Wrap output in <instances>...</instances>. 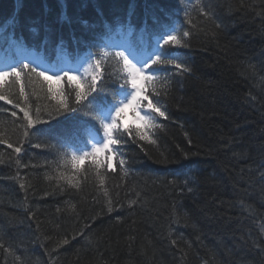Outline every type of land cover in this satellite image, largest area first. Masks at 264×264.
Wrapping results in <instances>:
<instances>
[{"label": "trees", "instance_id": "trees-1", "mask_svg": "<svg viewBox=\"0 0 264 264\" xmlns=\"http://www.w3.org/2000/svg\"><path fill=\"white\" fill-rule=\"evenodd\" d=\"M39 1L23 0L21 21H35L30 14V6L39 7ZM82 1L67 0L69 16L75 17ZM255 1L263 4L262 0ZM4 3L11 5V0H0V18L8 14L2 10L5 8ZM224 7L225 4L219 5V11L223 16H228L229 12ZM251 12L252 16L262 14L258 13L261 10L255 4ZM52 14L57 16L53 11L48 12V15ZM241 26L248 27L242 22H236L232 28L234 35L243 30ZM64 29L63 26L61 31ZM12 30L16 32L15 28ZM254 39L259 46L263 43L257 34L254 37L244 35L241 41L231 43L239 42L244 44H239L243 47H250ZM198 41L192 42L194 53L205 48L206 43L200 46ZM255 59L252 57L247 64L237 58L235 67L231 68L228 66L229 58L221 67L211 58L210 61H204V57L197 58V68L207 64L212 72L204 80L189 81L188 86H185L187 90L168 93V113L175 117L176 124L162 134L158 140L159 146L145 143V151H141L137 144L127 142L122 148L129 168L127 175L122 177L124 172L120 170L109 172L103 187L99 185L94 170L87 173L82 171L74 180L77 187H68L66 180L59 177L61 173L70 175V171L62 168L55 170L58 158L51 145L53 139L48 141L51 138L48 132L25 140L19 156L12 149H7L6 145H0V243L19 252L24 246L30 247L32 240L44 239L49 242L45 246L53 252L54 259L59 262L57 259L60 258L64 264H173L177 256L170 247L171 242L167 240L165 231L166 225L172 222L170 210L178 209L180 213L182 207L191 206L193 199L186 196L180 199L178 196L169 198L166 187L171 183L169 179L179 173L180 167L194 164L204 166V158L213 159L217 163V170L223 171L222 177L217 173V181L209 180L216 185L222 184L223 188H216L215 194H212L214 198H211V193L206 197L204 219L210 217L212 224L205 226L204 236L218 234L216 228L219 216L224 215L226 228L233 226L236 223L235 215L238 214L237 203L249 212L246 195L239 188L236 162H240L238 158H243L244 169L237 168L243 177V174H248L246 168H251L264 150V66ZM228 70V76L235 71L241 75L245 82L242 88L234 89L231 78L225 76ZM28 91L46 95V85L42 89L40 83H34L28 86ZM32 104L33 107L39 105L43 109L54 105V102L32 96ZM0 122H3L0 135L14 146H21L23 129L5 113H0ZM169 126L167 120L166 127ZM217 132L220 133L219 137ZM35 142L44 145L39 148L41 150L34 147ZM44 155L48 161L51 160V164L47 163ZM131 163L140 170L129 178V174L134 171ZM24 164L29 165L24 167ZM81 167L84 169L88 165ZM11 184L20 187L24 185V188L13 190L11 195L20 210L7 209L5 194L12 190ZM124 198L135 203L129 207ZM109 199L113 201L114 207L111 213L107 210ZM160 208L166 209V213ZM146 217H154L159 222V228L153 229V223ZM182 220H186V216L178 219L182 225L177 221L172 222L176 230H186V226H189V223ZM189 231H186L187 234L193 238ZM80 233L82 235H78ZM251 233L250 238L237 234L236 237L218 236L216 241H210L212 244L208 246L209 252L206 255L203 253L206 264H258L257 245L263 243L264 225ZM65 238L69 243L57 247ZM18 239L21 241L19 245L16 244ZM84 240H90L93 245L82 244ZM251 243L258 251L252 250ZM181 245L185 248L186 244ZM194 247L180 250L185 260L183 264H194ZM3 252V248H0V253Z\"/></svg>", "mask_w": 264, "mask_h": 264}, {"label": "snow or ice", "instance_id": "snow-or-ice-1", "mask_svg": "<svg viewBox=\"0 0 264 264\" xmlns=\"http://www.w3.org/2000/svg\"><path fill=\"white\" fill-rule=\"evenodd\" d=\"M57 3L60 11L54 22L40 18L28 25L32 33L43 31L44 43L58 41L54 48L56 59L49 62L44 57L32 60L22 58L0 68V102H3L0 113L12 117L14 122L20 120L18 126L23 128L21 146H14L3 135H0V145H6L19 156L25 140L45 133L46 130L38 125H49L65 114L83 113L91 117L94 123L82 129L87 137L82 146H77L75 133L65 131L64 134H55L54 129L47 130L56 139L53 147L57 150L58 166L65 170L70 168V175L61 173L59 178L66 180L68 187L74 188L77 187L74 180L82 171L87 173L94 170L99 185L103 187L109 172L120 170L127 175V161L121 151L127 142L137 144L141 151H145V143L157 144L155 130L163 128L159 121L170 118L162 98L167 96L174 77L192 72L191 67L170 49L188 47L192 33L184 25H194L186 7L183 8L184 20L181 22L177 19L179 9L170 12L159 8L158 14V5L146 4L143 27L136 33L131 23L136 0H131L127 22L118 20L115 31L105 22L104 38L97 39L99 34L94 31L95 25H89L87 20L79 17L70 19L66 0H57ZM198 7L201 16L210 15L204 6ZM45 11H49L47 6ZM97 12L103 15L99 8ZM74 22L91 30L88 37L77 38L74 33L71 36L74 45L87 48V52L75 63L69 59L67 43L59 34L65 23L71 29ZM56 25H60V28ZM134 34L135 41L132 39ZM94 48L97 51H93ZM34 83H40L42 89L44 85L47 86L46 98L54 105L43 109L39 105L33 107L28 86ZM16 85H19L18 94L14 91ZM82 124L78 121L74 130L80 131ZM43 146L40 143L34 145L37 148ZM85 163L88 167L82 169ZM260 178L264 179V172L260 173ZM21 188H24L23 184ZM132 203L135 201L130 202L129 207ZM107 210L109 213L114 211L110 199ZM68 243L69 240L65 238L57 247ZM0 248H4L5 252L10 251L3 243H0Z\"/></svg>", "mask_w": 264, "mask_h": 264}, {"label": "bare ground", "instance_id": "bare-ground-1", "mask_svg": "<svg viewBox=\"0 0 264 264\" xmlns=\"http://www.w3.org/2000/svg\"><path fill=\"white\" fill-rule=\"evenodd\" d=\"M48 1V2H47ZM102 4L99 3L98 0H83L79 10L76 12L75 17H79L81 19L87 20L89 22V25H95L94 31L98 33L97 39H103L104 38V28L103 24L106 22L109 25L112 26L113 31H115V28L117 26V21H123L127 22V10L128 5L131 3V0H100ZM124 1V2H123ZM39 7H31V16L36 21L40 18H46L44 16L48 15V12L51 13V11L55 12L56 15H58L60 11L59 4L57 3V0H40L39 1ZM263 4L258 3L257 1L253 2V0H136V9L135 13L131 18V23L135 29V32L138 33L140 28L143 27V19L145 16V5H153L156 4L159 7L157 8V12L159 13V8H163L166 11L170 12H177V19H179L181 22L184 20L183 16V8H187L189 11V17L192 19L194 26H189L187 24L184 25V27L191 31L192 35L188 39L189 46L186 48H178V49H170L171 52H174L176 55H178L182 60H184L188 66L191 67L192 72L188 74H184L182 76H176L173 78L172 86L170 87L168 93L174 94L178 91L185 90V86H188L189 81L192 82V80H204L206 79L207 75L212 72V69L208 67L207 64L203 65L201 68H197L199 65V62H197V58L204 57V61H210L211 60L214 63H218V65L221 67L224 63V61L229 58L228 66L233 68L235 67V63H237V58H240L244 60L245 62H249V60L252 59V57H255V60H259V62L263 63L264 66V0H262ZM23 0H11V5L4 3L5 8L2 9L3 11H7V16L1 17V24L0 29L1 31H4L6 28H9L6 26L8 24L10 27L15 26L17 28V34L20 36L22 40H25L27 38L28 46L30 47H12L11 53L12 57L10 58V63L16 62L17 60H20L22 58H27L28 60L36 59L37 57H44L49 62L55 60L56 58H53L55 44L58 43V41H55L51 44L44 43V33L42 30L39 31V34L32 33L28 29V25L32 22L30 21H21V7L23 5ZM66 4L67 0H66ZM225 4V11H228V16H223L222 12L219 11L218 6ZM259 6L261 12L260 14H255L252 16V8L253 5ZM233 5V7H232ZM29 5H26V7ZM49 9V11H45V7ZM198 6H204L206 10L210 13L208 17L201 16L199 14V7ZM97 8H99L103 15H99L97 12ZM39 11V12H37ZM68 12V7L66 9ZM68 15V13H67ZM70 19H73L75 17H71L68 15ZM257 21V22H256ZM54 22V21H53ZM236 22H242L243 24L247 25L248 27L243 28V30H240L237 32L236 35H234V32L232 31V28L235 26ZM75 23V22H74ZM74 23L72 25V28L70 29L67 26V23H65L64 31H67L71 34L74 33L77 35V38L84 36L88 37L90 34V29L85 28L84 25L76 23L77 26H74ZM220 25V27H217V25ZM57 28H60V25H56ZM251 31H250V29ZM8 35L11 36L12 29H7ZM64 31H60L59 34H63ZM254 32V33H253ZM259 38L263 40V43H260V46L255 42V39L253 40L250 47H243L241 43H231L232 41H241V37L248 36V37H254L256 34ZM114 39H120V37H114ZM133 41H135L136 36L135 34L132 37ZM64 40L67 43V49L73 51L76 53V61L80 56H83L87 52V48L80 46L79 48L74 45L72 42L68 41L64 38ZM197 41L200 43V46H204L205 48H201L194 53V50L192 48V42ZM236 41V42H237ZM4 42L3 36H0V43ZM11 42V38L8 37L4 43L9 44ZM3 43V44H4ZM38 46V50L35 51L32 47L33 44H36ZM196 43V42H195ZM202 43V44H201ZM241 44V45H239ZM263 44V45H262ZM262 45V47H261ZM97 50V49H96ZM94 51V50H93ZM251 55V56H249ZM69 59H75V54L70 53L68 54ZM53 58V60H49ZM245 64V63H243ZM206 68L208 70H206ZM206 70V71H205ZM237 70V68L235 69ZM109 71H112L111 68H109ZM230 73V70H228L225 73V76L227 78H231L232 84L234 89H240L244 85L243 78L240 74H238L237 71L231 72V76H228ZM199 84V83H198ZM201 85V84H199ZM246 87V86H245ZM15 92L18 94L19 91V85L15 86ZM187 90V89H186ZM202 92V91H201ZM199 93V92H198ZM32 96L37 97L39 99H42L44 101H47L49 99L46 98V95L42 93H31ZM168 98V94L166 97L163 98L164 104H166L167 109L169 110L168 102H166ZM246 103V102H245ZM215 108V107H214ZM216 109V108H215ZM214 109V110H215ZM213 110V111H214ZM216 112V111H214ZM22 117V115H20ZM78 118L77 121H73L74 118ZM168 122H170V126L166 127L163 126V128L158 129L157 131V144L156 146L160 145V142L158 143V140L162 136L163 133H167L171 127H173L177 120L175 117L169 116ZM83 122L82 125L94 122L91 117L84 116L83 113L79 114H65L64 116L59 117L56 121L53 120L51 124L49 125H38V127L45 129V132H48V129H54L56 134V127H68V128H74V125L77 124V122ZM15 124L20 125L21 121L17 120L15 121ZM19 128L23 129L19 126ZM167 129V130H166ZM50 133V132H48ZM4 134V132H3ZM53 135V133H51ZM218 134V132H217ZM220 134V133H219ZM218 134V137H219ZM5 135V134H4ZM217 137V139H218ZM212 138V136H211ZM38 139V138H37ZM213 139V138H212ZM241 139V138H240ZM44 141V139H42ZM48 141H52V138H48ZM231 142V141H229ZM234 142V141H232ZM231 142V143H232ZM244 142V141H243ZM36 144L39 142H35ZM54 142L51 143V145ZM245 144V143H244ZM165 146V144H163ZM154 146V147H156ZM152 147V148H154ZM37 150H41L37 148ZM216 151V150H215ZM219 153V152H214ZM250 153V152H249ZM250 155V154H249ZM44 158H46V155H44ZM240 162H236L237 166H235L237 177L240 178L238 180L239 188L242 190V193L246 195L245 201H247L246 206L249 210V212H246V210H243L242 205H238L237 203V211L238 214L235 215L236 223L233 224V226H230L229 228H226L224 226V219L223 216L218 217V226L216 230H218V234L215 236H204V230L206 232V225L212 224L210 222V217L205 220L204 219V206L205 202L207 200L206 197L209 196V193L215 194L216 188L222 189L223 186L220 183H210L209 180H215L217 181V173L222 177L223 171L217 170V163L213 159L204 158V166H199L197 164L194 165H186L184 167H180L178 169V172L176 176H172L169 181H171L170 184L167 185L166 191L168 192V197L172 198L173 196H178V198H182L184 196L193 199V203L191 206H187L186 208L182 207L180 213L178 209L170 210V216L172 222H178L181 224L180 220L182 217L186 216V220H182L183 222L189 223V226H186V230H176L177 228L173 227V223L166 225V236L167 240L170 243L171 249L174 251V254L177 256L176 259L172 261L173 264H183L185 263V260L183 259L181 255L182 249L187 248H193V256H194V264H206L205 260L203 259V253L206 255L209 252L208 246L212 243L210 241H216L218 236L222 237L224 235L236 237L237 234L241 236H245L246 238L252 237V233L254 230L258 229L259 227L264 225V179L260 178V173L264 172V150L257 160L255 164L251 168H246V172L248 174H242L238 173L237 168H242V162L243 158H238ZM14 161V159L12 158ZM47 163L51 164V160L48 161V159H45ZM59 160L57 161V169L59 168L64 169L59 165ZM22 164V162H20ZM132 167L134 171L130 173L128 176L131 177L132 175H136L138 170H140L139 167L134 166L133 163ZM29 164H24V167H27ZM245 165V163H244ZM70 171V168L68 169ZM245 173V172H243ZM134 177V176H132ZM246 178V181H244ZM222 183V182H221ZM245 183V184H244ZM12 190L7 192L5 194V201L7 204V209H15L20 210L17 203H14V200L11 198L12 192L15 189H20L21 187L19 185H13L11 184ZM189 188L191 191H189ZM212 191V192H211ZM194 197V198H193ZM211 198H214L212 195ZM242 203V202H241ZM207 205V204H206ZM5 209V208H4ZM161 209V208H160ZM156 210V209H155ZM153 210L155 213L156 211ZM160 211V210H158ZM161 211L166 213V209H161ZM114 218V217H113ZM118 218V217H116ZM146 219H150L153 229L159 228V222L155 221L156 219L154 217H146ZM176 219V220H175ZM185 219V218H184ZM194 219V220H193ZM182 225V224H181ZM205 228V229H204ZM189 231L190 234H193V238H190V236L187 234L186 231ZM208 232V231H207ZM203 234V235H200ZM264 236V235H263ZM173 241H176L175 245L173 244ZM48 241L45 242L40 241L37 238V241L32 240L30 247L24 246L21 248L18 252V250H10L9 252H3L0 253V264H64L62 259H57L59 262H57L53 257V252L45 246ZM82 244L92 246L93 242H90V240H84L81 241ZM181 243L186 244L185 248ZM15 244V242H14ZM16 244H21L20 239L16 241ZM259 245V252L257 255V261L258 264H264V240L263 243L258 244ZM252 247L253 251H256L257 248L253 243L250 245ZM5 248L6 245H4ZM4 250V248H3ZM14 251H16V254H14ZM258 251V250H257ZM21 255H24L25 257H22Z\"/></svg>", "mask_w": 264, "mask_h": 264}, {"label": "rangeland", "instance_id": "rangeland-1", "mask_svg": "<svg viewBox=\"0 0 264 264\" xmlns=\"http://www.w3.org/2000/svg\"><path fill=\"white\" fill-rule=\"evenodd\" d=\"M156 1H159V0H156ZM44 17H46V19H48L49 21H55V18H56V16H54V14H52V15H47V16H44ZM149 21H151V20H149ZM74 26L76 27L77 26V24L76 23H74ZM63 35V38H65V39H67L68 41H70L71 40V34L69 33V32H67V31H64V33L62 34ZM76 35V34H75ZM76 37H77V35H76ZM33 45H35V44H33ZM254 81V80H253ZM46 167H48V166H46ZM52 167V166H51ZM124 173H122V177H124ZM129 178H131V177H129ZM122 181V180H121ZM105 184H106V182H105ZM124 200H125V202L126 203H130L132 200H128V198H124ZM129 205V204H128Z\"/></svg>", "mask_w": 264, "mask_h": 264}]
</instances>
